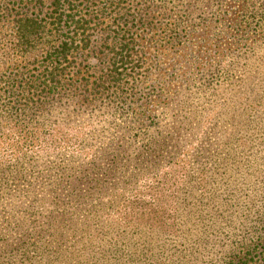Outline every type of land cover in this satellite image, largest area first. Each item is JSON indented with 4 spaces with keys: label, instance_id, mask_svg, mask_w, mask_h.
Masks as SVG:
<instances>
[{
    "label": "rangeland",
    "instance_id": "rangeland-1",
    "mask_svg": "<svg viewBox=\"0 0 264 264\" xmlns=\"http://www.w3.org/2000/svg\"><path fill=\"white\" fill-rule=\"evenodd\" d=\"M137 18L136 76L102 107L64 89L57 116L10 109L7 83L46 48L22 54L0 24V264H220L234 247L237 231L187 222L192 208L245 220L217 216L222 193L246 183L230 178L242 168L264 176V0H147ZM93 51L67 74L82 69L77 85L101 73ZM148 142L167 149L127 167ZM114 155L124 167L96 186Z\"/></svg>",
    "mask_w": 264,
    "mask_h": 264
},
{
    "label": "trees",
    "instance_id": "trees-1",
    "mask_svg": "<svg viewBox=\"0 0 264 264\" xmlns=\"http://www.w3.org/2000/svg\"><path fill=\"white\" fill-rule=\"evenodd\" d=\"M142 1L147 0H0V24H13L15 45L19 52L25 54L31 49L46 48L35 71L28 74L23 72V76L18 72L7 83L8 104H13L10 109L19 116L26 111L33 115L46 112V116H57L63 111L54 113L56 110L52 107L55 108L63 96H68L64 89L75 90L73 97L90 108L92 105L102 107L101 103L98 104L99 99H104L103 95L109 92V88L122 91L126 79L134 78L138 73V33L132 29L131 21L132 18L138 19ZM92 50L104 54V66L93 81L83 77L77 85L74 76L82 69L73 71V77H67V74L72 72L78 56ZM11 97L16 99L14 103ZM15 121L18 122V119ZM150 144L146 143L137 151L134 159L126 158V166L148 162L167 149L164 144L158 147ZM116 157L122 155L109 157L102 179L97 178L99 174L95 172L97 180L93 182L96 186L105 185L117 169L124 167V162L114 161ZM242 170L241 175L237 173L236 176L230 175V178H235L234 182L246 179V183L225 191V197L223 191V199L227 197V201L218 209L217 216L225 220L233 211L244 209L247 211L245 220L218 222L214 220V212L204 220L199 208L190 209L197 222H187L189 230L205 228V232L214 235L226 229L229 233L237 231L238 239L234 247L223 255L220 264H264V176L259 170L252 173ZM92 171H95V166ZM92 171L84 175V182ZM183 225L186 227V223Z\"/></svg>",
    "mask_w": 264,
    "mask_h": 264
}]
</instances>
